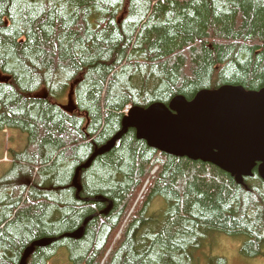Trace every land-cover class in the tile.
<instances>
[{"label": "trees", "instance_id": "16d2710c", "mask_svg": "<svg viewBox=\"0 0 264 264\" xmlns=\"http://www.w3.org/2000/svg\"><path fill=\"white\" fill-rule=\"evenodd\" d=\"M2 79L0 134L26 139L0 178V264H20L43 239L52 243L24 264H48L61 249L68 264H200L212 233L241 236V254L264 259L256 169L238 184L128 129L79 172L80 191L73 185L121 130L126 106L264 88V0H0Z\"/></svg>", "mask_w": 264, "mask_h": 264}, {"label": "water", "instance_id": "95a60500", "mask_svg": "<svg viewBox=\"0 0 264 264\" xmlns=\"http://www.w3.org/2000/svg\"><path fill=\"white\" fill-rule=\"evenodd\" d=\"M8 82V80H0ZM72 87L68 95L71 112ZM148 147L174 157L210 163L242 184L244 178L257 174L264 181V88L246 91L239 86H222L199 92L192 100L174 98L168 106L152 104L145 109L132 108L122 120L121 130L98 149L75 173L73 185L80 189L79 172L100 154L111 150L127 132ZM83 234L80 229L76 237ZM50 241L33 243L25 251L24 264L34 247L48 246Z\"/></svg>", "mask_w": 264, "mask_h": 264}, {"label": "rangeland", "instance_id": "374dc122", "mask_svg": "<svg viewBox=\"0 0 264 264\" xmlns=\"http://www.w3.org/2000/svg\"><path fill=\"white\" fill-rule=\"evenodd\" d=\"M66 96L62 102H66ZM25 139V135H20L15 131H3L0 134V178L11 166L12 161L7 152L11 149L22 150ZM159 210L160 202L155 200L151 211ZM206 240L200 249V264H208V258H222L226 264H264L263 258H247L241 254L240 247L243 242L241 236L230 237L221 233H212ZM66 254L64 249L59 250L48 264H68Z\"/></svg>", "mask_w": 264, "mask_h": 264}, {"label": "bare ground", "instance_id": "6f19581e", "mask_svg": "<svg viewBox=\"0 0 264 264\" xmlns=\"http://www.w3.org/2000/svg\"><path fill=\"white\" fill-rule=\"evenodd\" d=\"M91 157H92V155H91ZM84 165V164H83ZM83 165H81V166H83ZM80 166V167H81ZM80 167H78L77 169H76V171L80 168ZM82 170H84V169H82ZM77 189V191H80V189H78V188H76ZM110 206V205H109ZM79 232V230L77 231V232H75L74 234H68V235H66L68 238H72V239H77V237H76V235H77V233ZM42 241H50V242H52V240H49V239H43V240H41V241H39L38 243H40V242H42ZM37 243V242H36ZM31 246H33V245H31ZM30 246V247H31ZM29 247V248H30ZM39 247H43V246H39ZM35 249V248H34ZM33 249V250H34ZM26 250H28V249H26ZM25 253V252H24ZM32 253V252H31ZM31 253H30V255H31Z\"/></svg>", "mask_w": 264, "mask_h": 264}]
</instances>
